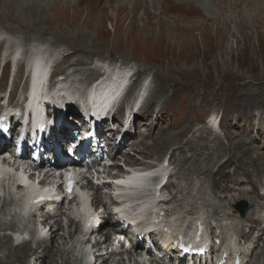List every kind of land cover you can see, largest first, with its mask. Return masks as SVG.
Returning a JSON list of instances; mask_svg holds the SVG:
<instances>
[{
    "label": "rangeland",
    "instance_id": "rangeland-1",
    "mask_svg": "<svg viewBox=\"0 0 264 264\" xmlns=\"http://www.w3.org/2000/svg\"><path fill=\"white\" fill-rule=\"evenodd\" d=\"M62 2L65 1L59 3ZM261 2L264 0H73L72 8L62 9L61 6L56 13L46 14L50 22L55 23H41L39 26L40 29L43 27L39 30L42 34H37L41 38L50 35V32L55 33L48 36L46 41L35 38L27 41L20 29L15 28L17 25L11 29L0 19L2 35L18 41H8L0 46V82L8 89L0 93V98L4 100L12 86L19 88L23 82V60L36 54L33 48L46 45L54 54L53 62L69 52L68 46L62 42L55 45L56 41L71 45L70 50L74 54V50L78 52V47L95 52L82 56L83 62L87 63L82 67L83 73H93L94 66L105 72L104 65L98 64V61L128 65L132 72L138 71L139 75L147 69L146 74L156 87L150 102L154 100L156 103L151 112L138 116L135 127L137 134L134 140H127L121 153L143 148L134 146L137 141L144 140L152 155L146 159L141 155L137 157L140 162L144 161L143 166L152 167L160 166L166 158L170 160L173 153L177 156L178 166L169 167L168 171L174 176L171 182L175 187L165 190L163 198L169 200L176 195L179 202L170 205V210L180 211V207L190 208L194 203L196 212L205 215L209 226L221 227L228 239L233 237V233L236 234L234 240H239L238 248L241 245V251L254 249L261 235L260 229H264V222L249 241L242 238L252 226L248 218L252 214L255 218L262 216L264 208L256 211V207L242 199L236 190L215 196L210 184L204 182L202 173L207 168L217 173L227 159L230 163H247L251 158L264 160V3ZM29 3L23 5L28 6ZM1 10L6 11L2 7ZM50 18L57 19V22ZM17 46L24 49L23 60L8 66ZM4 65L8 70L4 76L7 78L3 81L1 72ZM82 78L81 74L75 76L78 82ZM158 85L165 89L161 96H154ZM19 95L20 92L13 97L15 102L20 100L22 95ZM161 109L163 113L158 115ZM213 116L221 120L217 129L213 128ZM209 117L210 121L207 120ZM193 123L190 132L183 130ZM165 133L171 134L168 145L162 143ZM200 133L202 139L197 140ZM180 141L182 144L178 145ZM164 145L167 146L166 152ZM181 168L185 171H181ZM220 184L222 187L244 189L248 180L241 172L230 169ZM258 189L264 196V178H261ZM0 196V219L6 223L2 205L11 200L3 194ZM200 200L210 201L212 209H220L222 205L223 209H231V212L212 218L207 213L212 209L210 206L205 208ZM107 202L110 207L111 201ZM262 203L264 206V201ZM244 204L247 205V212L241 217L239 207ZM62 225L64 231L61 236L64 242H68L76 229H69L67 218ZM3 234L4 230L0 232V241ZM262 238L264 240V236ZM63 241H59L60 245L56 247H61L65 252L64 258L73 264V252L63 247ZM11 248L14 249L12 245H7V248L0 250L2 264H21L25 249L17 250L14 257L12 255L16 250L12 251ZM258 251L259 248L255 253ZM10 255L12 260H9ZM39 257L37 253L33 261ZM124 259L126 261H122ZM118 261L128 264L127 256L118 258Z\"/></svg>",
    "mask_w": 264,
    "mask_h": 264
},
{
    "label": "bare ground",
    "instance_id": "bare-ground-1",
    "mask_svg": "<svg viewBox=\"0 0 264 264\" xmlns=\"http://www.w3.org/2000/svg\"><path fill=\"white\" fill-rule=\"evenodd\" d=\"M61 1L62 0H0V5H1L0 8L2 7L3 9H6V11L1 10V12H0V19H2L1 23L2 24H8V26L11 27V29H14L13 25H17L15 28L18 27L17 29H20L21 34H23L25 36L27 41H29L32 38H35V40L46 41L48 36H50V35L54 36L55 35V33H52V32H50V35L42 37V38L37 35L40 33L42 34V31L41 32L39 31V30L43 29V27L41 29L39 28L41 23H44L46 25L48 23L49 24L51 23L49 18L46 16V14H48L49 12L51 13V12L59 11L61 6L63 7L62 9L72 8L73 0H64L65 2L59 3ZM43 2L45 3V5H43ZM126 2H130V1H126ZM27 3H29L28 6L23 5V4H27ZM189 3H190V1H189ZM184 4H185V2H184ZM249 7H251V6H249ZM14 10H16V11H14ZM203 10H205V9H203ZM210 13H212V12H210ZM51 20L57 22V19H51ZM53 24H55V23H51L50 25H53ZM37 30H38V33H37ZM22 32H25L26 34H24ZM65 36L66 35H64L63 37L65 38ZM57 38L60 39V37H58V36H57ZM62 40H63V38H62ZM56 42L57 43L55 45H58L62 42L63 44H65L69 48V52H67L63 56V58L59 64L60 68L65 67L66 69H73L74 74H76V75L81 74V75H83V77H90V79L92 78V76L95 75L96 72H93L92 74H89L88 72L87 73L82 72V67L85 64H87V63L83 62L84 58L82 56L84 54H93V53H95L94 51L89 50L88 48L78 47V52H77V50H74L76 53V54H74L70 50L71 45H69L68 43H65L63 41H56ZM4 45H5V42L2 43L1 46H4ZM90 49H92V48H90ZM40 54H41V52H38V55L36 56V58H39ZM73 58H75V59H73ZM11 63H14L13 58H11L10 62L8 63V66H10ZM144 71L146 72L147 69H144ZM40 73L41 72H40V68H39V69H37V75L39 76ZM120 76H122V77L125 76L124 72H122ZM85 79L87 81H89L87 78H85ZM123 79L120 81L121 83H122ZM38 86L39 87L37 90H41V84H39ZM62 88H63V85H62ZM155 88L156 87H154V89ZM154 89L151 91V94H152V92L154 93ZM164 89L165 88H162L160 85H158V90L155 92L154 96H161ZM63 90L64 91L66 90L67 92H72V90L70 88H63ZM75 91H78V89L74 87V92ZM98 91H100V89ZM175 92L176 91L174 90V93ZM152 96H153V94H152ZM0 102H3V99L0 98ZM155 103L156 102L154 100L151 103L150 99H149L147 104L142 107V109L144 111L142 113H140L139 115L140 116L143 114L146 115L148 112H151ZM162 113H163V109H161L158 112V115H160ZM214 121L216 122L217 118ZM195 123L185 126V128H183V130L185 132H190L193 129ZM140 126H141V124H140ZM139 134H141V133H139ZM164 137H165V139H164L165 142L162 141V143L167 144L168 141H170L171 134L165 133ZM201 139H202V133H200L199 136L197 137V140H201ZM188 142H192V141H188ZM181 144H182V142L180 141V143L178 145H181ZM137 146H142L143 148L132 149L131 153L125 152L123 154L120 153L121 152L120 149H117V151L114 154H112L111 158L114 160H117L118 155L121 154L120 157L124 159V162L126 165L129 164L132 166H141L139 158L137 156L141 155L144 158H150L152 155V150L149 148V146H146L144 140L137 141L136 145L134 147H137ZM164 146H165L164 151L166 152L167 146L166 145H164ZM159 155L161 156V154H159ZM175 158H177V156H175L173 153H171L170 163H172V165L169 164L170 166H176V167L178 166L176 164V162H178V161ZM116 168H120V167L116 166ZM154 168H156V167H154ZM230 169H233L234 171H237V172H241L243 174V176L248 180V185L244 189H234V187H230V186H225V187L221 186L220 181H221L222 177L224 175H226ZM180 170L185 171L183 168H181ZM151 173L155 174L156 171H152ZM148 174L149 173H145L144 175L147 176ZM202 176H203L204 182L210 184V189L214 193L215 196L226 195V191L236 190L238 192V194L242 197V199L247 200L250 203V205L256 207V211L262 210L264 208L263 203H262V201H264V196H262V194L258 190V186L261 182V178H264V160H257V159L251 158L247 161V163H242V162L230 163L229 160L227 159V161L219 167V170L217 173H213V172H211V170L209 168H207V170L202 173ZM170 178H171V176H170ZM170 178H169V181H170ZM144 179L145 178H142L140 180L134 179V181L132 182V186L130 188L124 189L125 192H121V196L118 198L119 201L121 202L122 207L125 210H132V209L138 210L137 219L144 218V217L150 215L149 209H148L149 205L147 204L146 199L140 198V196H139L140 194L145 192V189L143 188L144 186L142 184V182H145ZM169 187H173V184H171ZM247 187H249V188L247 189ZM140 188H143L142 191H139ZM200 201H203L202 205L205 208L210 206V208L212 209L213 205L211 204L210 201H208V200H200ZM178 202H179L178 196H172V198L170 200H166V202L163 203V206H169L170 204H176ZM222 203L224 204L223 201H222ZM106 206H107L106 208H108V204H106ZM219 208L220 209H215V208L212 209V213H213L212 216H216L219 214L226 215V214H230V212H231V209L230 210L223 209L222 205ZM196 211H197V208H196V206H194V203H192V205H190V208L184 209L182 207L180 209V211L174 209L172 211L168 210L166 212L167 213H170V212L174 213L175 212L176 216H178L179 219L182 218V215L192 216V218L195 219V217L197 215H199V213H197ZM2 212L4 213L3 209H2ZM19 212L21 214H23L24 211L21 208H19ZM63 215H65V214L61 211V209L59 207L57 214L53 215L52 217L48 216V215L43 216L44 217V225L49 228V231H48V233H46V236L42 238V241L40 240L38 242V247L34 248V247H30L29 245L26 244V245L14 248L13 245L11 244V238L5 234L3 236V240H5V242H3V240L0 241V242H2L0 244V250L1 249L3 250L5 247L7 248V245H12V247L14 249L11 248V250L12 251L16 250V252H14V254L12 255L15 257V254H17V252H18L17 250L25 249L23 256L21 257V264H57L58 261H59V264H70L69 262H67L64 259V253L65 252L61 248L56 247L57 244L59 245V241H63V239H64L61 236V233L64 231V227L62 225L63 217H61ZM112 216H109V218L107 220H105L100 227L92 229V234L96 236V241H97L93 247V249H96V252L98 254V257L96 258V264H112V259L117 258L119 255L122 254V253H120L118 255L114 252H111V253H109V252L103 253L102 252L103 249H106L108 246H112L113 242L118 240V239L114 240L113 239L114 236H116L118 238V236H122L123 233H127V229L126 230L124 229V224L121 227L120 226L121 224L119 225L118 223L114 222L115 220H113V218H111ZM12 221L13 220H11V222ZM263 221H264V216H260L258 218H255L252 214L249 217V222L252 224V226L250 227L249 233L243 235V239L244 240H250L253 237V235L255 234V231H258V229H259L258 227L260 226V224ZM11 222H10V224L3 223L0 219V226H1L0 232H2L3 230H4V232H5V230L13 231ZM73 227H74L73 225H70L69 229H72ZM140 230H142V229H140ZM88 232L90 233L91 230H89ZM260 232H261V235H260V237H258L256 247L252 250L250 248H248L247 251H245L241 254V259L243 260V262H245L247 264H260L262 261L264 263V240L262 239V236H264V229H261ZM76 235H77V229H76V232L74 234H72L71 240L73 238H75ZM133 235H135V234H133ZM22 237H23V234H17V240L18 241H20L22 239ZM220 238L222 240L226 239L224 234H221ZM3 244L5 245V247ZM257 248L260 249V252L255 254V251ZM37 253L40 254L39 259L37 261L31 260V256H33V255L35 256ZM251 256H253L252 260H250ZM1 258L4 259V257H1ZM5 259L7 260V258H5ZM9 260H12L11 255H10ZM173 260L174 259L171 260L170 264H178L177 261L175 263H173L172 262ZM178 261H179V259H178ZM2 263L3 262H1V260H0V264H2ZM117 264H122V263L117 262ZM135 264H142V262L135 260ZM160 264H162V263H160Z\"/></svg>",
    "mask_w": 264,
    "mask_h": 264
},
{
    "label": "snow or ice",
    "instance_id": "snow-or-ice-1",
    "mask_svg": "<svg viewBox=\"0 0 264 264\" xmlns=\"http://www.w3.org/2000/svg\"><path fill=\"white\" fill-rule=\"evenodd\" d=\"M71 179V178H70ZM71 187H72V185H71V183L69 184V191H71Z\"/></svg>",
    "mask_w": 264,
    "mask_h": 264
},
{
    "label": "water",
    "instance_id": "water-1",
    "mask_svg": "<svg viewBox=\"0 0 264 264\" xmlns=\"http://www.w3.org/2000/svg\"><path fill=\"white\" fill-rule=\"evenodd\" d=\"M244 213V212H243Z\"/></svg>",
    "mask_w": 264,
    "mask_h": 264
}]
</instances>
